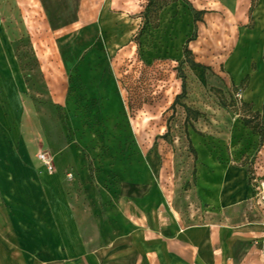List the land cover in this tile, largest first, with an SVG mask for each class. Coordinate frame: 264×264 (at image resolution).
I'll return each instance as SVG.
<instances>
[{
  "label": "rangeland",
  "instance_id": "374dc122",
  "mask_svg": "<svg viewBox=\"0 0 264 264\" xmlns=\"http://www.w3.org/2000/svg\"><path fill=\"white\" fill-rule=\"evenodd\" d=\"M147 3L0 0V58L29 37L46 87L0 67V264H154L138 225L264 234V141L242 121L264 109V0H178L141 30Z\"/></svg>",
  "mask_w": 264,
  "mask_h": 264
},
{
  "label": "crops",
  "instance_id": "0c3cea01",
  "mask_svg": "<svg viewBox=\"0 0 264 264\" xmlns=\"http://www.w3.org/2000/svg\"><path fill=\"white\" fill-rule=\"evenodd\" d=\"M0 67L8 78H12L11 73H17L19 69L14 56H2ZM19 85L21 92H26L22 78ZM31 111L29 105V114ZM138 226L132 230L141 231L146 237L136 241L132 234L130 247L139 252L142 245L147 253L154 255V264H264V234L259 230L253 232V227L243 226L230 231L213 225L184 226L181 223V232L175 228L173 232L176 234L166 237L160 227H156V232H148ZM254 238L258 241L250 244Z\"/></svg>",
  "mask_w": 264,
  "mask_h": 264
},
{
  "label": "trees",
  "instance_id": "16d2710c",
  "mask_svg": "<svg viewBox=\"0 0 264 264\" xmlns=\"http://www.w3.org/2000/svg\"><path fill=\"white\" fill-rule=\"evenodd\" d=\"M178 0H148V3L145 7L144 13H143V27L141 30H144L146 26H150L153 28H157L159 26V13L168 5L171 3L177 2ZM205 14V11H196L195 13V21H200L201 20V15ZM195 39V36L190 37L184 48V59L185 62L188 63V65L191 68H206L204 65L195 62L193 59V53L192 50L189 47V43ZM24 42L26 43L27 47L29 50L26 53H21L19 52V45ZM15 56L18 59L19 67L23 73V77L25 79V83L28 86L29 90L31 92H36L38 94H41L42 90H44L45 87V82L41 79H38L37 75H31L29 72H27L26 67L28 65H32L34 67H39L38 66V59L33 51V47L30 43L29 37L24 40H19L15 41L12 44ZM41 74V73H40ZM182 74V73H181ZM183 84H182V89L183 92L182 94L185 93L186 91V83H185V77L182 74L181 75ZM182 94L178 95V97L182 96ZM32 102L34 103L35 106H37V99L34 95L31 94L30 96ZM246 105V104H245ZM247 106V105H246ZM187 111H190L189 107H186ZM243 124L248 127L253 134L259 136L260 143H263L264 141V109L262 112L260 111H250L249 115H245L242 119ZM192 151L194 155L196 156V151L192 148ZM91 175H92V169L90 170Z\"/></svg>",
  "mask_w": 264,
  "mask_h": 264
},
{
  "label": "built area",
  "instance_id": "2783aa9c",
  "mask_svg": "<svg viewBox=\"0 0 264 264\" xmlns=\"http://www.w3.org/2000/svg\"><path fill=\"white\" fill-rule=\"evenodd\" d=\"M46 164H48V163L46 162ZM263 259H264V253H263Z\"/></svg>",
  "mask_w": 264,
  "mask_h": 264
}]
</instances>
